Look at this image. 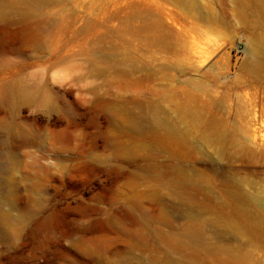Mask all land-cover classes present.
I'll list each match as a JSON object with an SVG mask.
<instances>
[{
  "label": "rangeland",
  "instance_id": "374dc122",
  "mask_svg": "<svg viewBox=\"0 0 264 264\" xmlns=\"http://www.w3.org/2000/svg\"><path fill=\"white\" fill-rule=\"evenodd\" d=\"M0 10V264H264V49L238 17L250 12L231 0ZM179 26L216 39L215 70L182 65ZM213 71L222 144L193 132L175 159L174 78L211 84ZM50 214L48 236L35 223Z\"/></svg>",
  "mask_w": 264,
  "mask_h": 264
},
{
  "label": "bare ground",
  "instance_id": "6f19581e",
  "mask_svg": "<svg viewBox=\"0 0 264 264\" xmlns=\"http://www.w3.org/2000/svg\"><path fill=\"white\" fill-rule=\"evenodd\" d=\"M231 1L233 2L237 12H242L244 14L250 12L251 16H238V17L242 20L243 25L251 29V31L254 34H256L258 38L256 42V47L260 49H264V0H231ZM1 3L4 4L3 2ZM1 15L2 13L0 12V16ZM177 32L185 35L186 37L185 39H187V44L185 45L186 48L185 46H183L185 50L183 49L184 50L183 58H182L183 61L181 63L184 62L187 65V67H196L197 70H199V72L201 71L199 68H204L205 66H207V68L208 67L213 68L214 63H216V61L214 62V59L218 48L217 43L214 42L216 39L212 40L211 37L209 36L205 37V39L207 38L210 39L206 41L204 39V43L200 45L198 43L202 42L203 40L200 42L198 41L197 43L196 39L190 36V31L186 27L184 26L177 27ZM184 43L186 42L184 41ZM182 48L180 49L181 51H183ZM176 49L174 48V51ZM179 56H180V52H179ZM180 61L178 60L177 57L175 58L174 61L175 64L173 66V69L174 67L180 68L179 65ZM184 63L182 65H185ZM215 67L217 68V66ZM215 67L213 68L214 70ZM179 68L177 70H179ZM208 69L210 70V68ZM205 70L207 69L205 68ZM178 73H180V71H178ZM203 73H207V72H203ZM214 73L215 75L212 74L213 83L211 84L204 83L205 80L203 82H199L197 80L198 78L196 79L197 81L188 80L186 81L187 82L186 84H182L180 81L183 82L185 78L183 77L184 79L182 78L183 80L180 79L179 81L177 77H175L176 75L173 72V77L175 78L171 86V102H172V110L174 113L173 115L175 116L174 118H176V122H174L173 125L170 126L168 132H169L171 144L173 145V153L175 159L178 158L181 149H186L192 143L193 135L196 134L198 135L199 138L204 140L206 144H213V145L217 144L219 146L222 144L223 130L222 128H220L219 125L220 120L217 118L216 115L218 111H216L215 109L212 110V104H217V100H219L218 98L220 94L217 93L219 91L217 90L218 87L217 82L220 80L221 77L220 75L223 74H221V72H214ZM191 77H189V79ZM188 84H191L192 86H189ZM5 91L7 90L2 88L1 93L4 94ZM213 106L215 107V105ZM221 107L222 106H220L219 108ZM193 132H195L196 134H194ZM192 133L193 135L191 137ZM159 137L160 139H162L163 137L162 132L159 133ZM173 174H174L175 184L181 177L182 178L186 177L185 174L182 173L176 165L173 166ZM3 218L4 215L0 211V221ZM53 221H54V216L52 214L44 216L35 223V228H37L42 232H45L46 235L49 236L50 234H52L51 230L53 228ZM159 264H183V263L178 260H174V259L171 260L169 254L166 253L165 257L161 259Z\"/></svg>",
  "mask_w": 264,
  "mask_h": 264
}]
</instances>
